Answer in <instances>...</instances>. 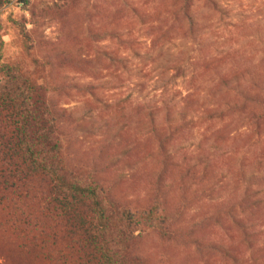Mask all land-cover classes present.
I'll return each mask as SVG.
<instances>
[{
	"label": "rangeland",
	"instance_id": "rangeland-1",
	"mask_svg": "<svg viewBox=\"0 0 264 264\" xmlns=\"http://www.w3.org/2000/svg\"><path fill=\"white\" fill-rule=\"evenodd\" d=\"M184 1L10 0L0 61L46 64L77 169L134 209L160 189L177 216L169 240L136 231L144 264H264V108L245 98L264 82V0H188L194 34ZM10 203L0 264H46L33 234L8 226L33 202Z\"/></svg>",
	"mask_w": 264,
	"mask_h": 264
},
{
	"label": "trees",
	"instance_id": "trees-1",
	"mask_svg": "<svg viewBox=\"0 0 264 264\" xmlns=\"http://www.w3.org/2000/svg\"><path fill=\"white\" fill-rule=\"evenodd\" d=\"M9 1L0 0V8ZM178 13L194 34L198 25L188 0ZM25 46L30 51L28 41ZM3 53L0 21V60ZM32 64L35 70L30 71L20 63L0 61V205L11 201L18 211L33 202L30 211H22L8 226L33 234L31 245L46 264H144L134 252L136 231L150 228L169 240L177 215L166 209L158 188L148 208L134 209L113 197L96 171L75 167L62 137L64 120L48 98L59 86L45 78L44 62L32 57ZM254 85V93L245 98L264 108V82ZM254 113L257 120L263 117ZM21 262L34 264L30 258Z\"/></svg>",
	"mask_w": 264,
	"mask_h": 264
}]
</instances>
